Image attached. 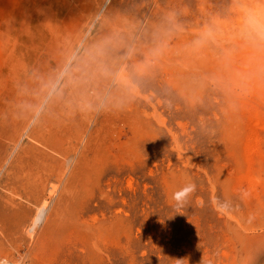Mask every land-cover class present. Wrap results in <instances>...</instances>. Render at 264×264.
<instances>
[{
  "label": "rangeland",
  "instance_id": "1",
  "mask_svg": "<svg viewBox=\"0 0 264 264\" xmlns=\"http://www.w3.org/2000/svg\"><path fill=\"white\" fill-rule=\"evenodd\" d=\"M149 1L0 0V263L264 264V52L241 36L254 0ZM206 25L215 42L196 44ZM109 39L131 87L101 79L103 108L66 90L39 111L69 54ZM11 175H43L45 203Z\"/></svg>",
  "mask_w": 264,
  "mask_h": 264
},
{
  "label": "clouds",
  "instance_id": "2",
  "mask_svg": "<svg viewBox=\"0 0 264 264\" xmlns=\"http://www.w3.org/2000/svg\"><path fill=\"white\" fill-rule=\"evenodd\" d=\"M243 11L242 38L249 43L257 53L264 52V0H254L253 6L241 5ZM216 30L212 26H205L199 40L195 43L202 45L211 40L215 42ZM119 42L106 40L91 47L79 46L69 54L63 67L46 86V96L39 105V111H43L47 102L56 97H62L65 91L79 96V108L81 111L95 112L105 106L106 97L95 92L98 82L111 80L113 86L131 87V82L125 83L126 78H121L118 73L111 70L109 58L119 52ZM164 48V42L159 41L151 50L152 56H159ZM131 49L123 53L130 55ZM258 72H264V64L258 65ZM95 96L96 103L89 97Z\"/></svg>",
  "mask_w": 264,
  "mask_h": 264
},
{
  "label": "bare ground",
  "instance_id": "3",
  "mask_svg": "<svg viewBox=\"0 0 264 264\" xmlns=\"http://www.w3.org/2000/svg\"><path fill=\"white\" fill-rule=\"evenodd\" d=\"M141 1H144V2H148L147 4H149L151 1H149V0H141ZM153 1H155V2H159V0H153ZM146 5V4H145ZM34 106H37V104L36 105H34ZM7 107V106H6ZM35 108V107H34ZM33 109V108H32ZM37 110V109H36ZM38 112V111H37ZM36 112V113H37ZM39 113V112H38ZM40 114V113H39ZM40 117V116H39ZM45 117V116H44ZM43 120V119H42ZM45 120H46V118H45ZM27 121V120H26ZM33 122L35 123V121L33 120ZM44 122V121H43ZM46 123V122H45ZM54 123V122H53ZM36 124V123H35ZM34 124V125H35ZM39 125H41V124H39ZM39 125H37V126H39ZM43 125V124H42ZM37 126H36V128H37ZM34 127V126H33ZM32 127V128H33ZM42 127V126H41ZM66 127V126H65ZM35 128V127H34ZM33 128V129H34ZM38 129V128H37ZM32 130V129H31ZM30 131V130H29ZM36 131H38V130H36ZM33 132H34V130H33ZM31 136V134L29 135V137ZM34 136V135H33ZM35 136H38V133H36L35 134ZM28 137V136H27ZM34 138V137H33ZM32 138V139H33ZM36 138V137H35ZM40 138V137H39ZM35 140V139H34ZM33 140V141H34ZM38 140V139H37ZM40 140V139H39ZM30 148V147H29ZM17 149V148H16ZM32 149V150H31ZM31 151H33V147H31ZM24 151H25V149H23ZM23 150H22V153H23ZM29 150V149H28ZM27 150V151H28ZM36 152H38V151H36ZM24 153H26V152H24ZM23 153V154H24ZM27 154H28V152H27ZM31 154V153H30ZM38 154H40V153H38ZM43 154V153H42ZM33 155H35V154H33ZM33 155H31L33 158L32 159H34L35 158V156H33ZM45 155V154H44ZM18 156V158H19V155H17ZM21 156H23V155H21ZM20 156V157H21ZM25 156V155H24ZM23 156V157H24ZM29 156V155H28ZM30 156V157H31ZM46 156V155H45ZM45 156H44V158H45ZM22 157V158H23ZM38 157H40L41 159L43 158L42 156H38ZM17 158V157H16ZM28 158V157H27ZM39 158V159H40ZM43 158V159H44ZM47 158V157H46ZM45 158V160H47ZM21 159V158H20ZM20 159H18L19 161H20ZM31 159V158H30ZM38 159V158H37ZM38 159V160H39ZM15 160V159H14ZM17 160V159H16ZM15 160V161H16ZM18 160H17V162H18ZM25 160V159H24ZM17 162H15V164L17 163ZM38 162H41V160L40 161H38ZM45 162V161H44ZM47 162H48V160H47ZM46 162V163H47ZM43 163V162H42ZM14 164V165H15ZM44 164V163H43ZM39 165H41V163L39 164ZM49 166V168L51 167L50 165H47V167ZM35 167H37V166H35ZM39 167V166H38ZM14 168V167H13ZM44 169V168H43ZM46 169V168H45ZM52 169V168H51ZM33 170H34V167H33ZM36 170H37V168H36ZM35 170V171H36ZM47 170V169H46ZM49 170V169H48ZM38 171V170H37ZM42 171V170H41ZM43 172V171H42ZM50 172V171H49ZM31 173H33V172H31ZM37 174V173H36ZM31 175H33V174H31ZM45 175V174H44ZM15 177H16V175H14ZM25 176H27V175H25ZM25 176H23L22 175V177H20V178H23V179H20L19 178V176H17L19 179H17V180H19L18 182H17V185H18V189H20V191H22L23 192V194L26 196V198H28V199H36V201H43L44 203H45V199H44V195H43V193H44V191L46 190V186L47 185H45V184H43V179H45V178H43L42 179V177H43V175H42V177L41 176H29V177H25ZM14 177V178H15ZM25 177V178H24ZM10 177H8V179H9ZM7 179V180H8ZM12 179V175H11V178L9 179V181ZM15 179V180H16ZM16 180V181H17ZM16 181H13V179H12V182H14V183H16ZM11 182V181H10ZM50 186V185H49ZM14 187H16V186H14ZM13 187V188H14ZM53 187V186H52ZM12 188V187H11ZM17 188V187H16ZM48 188V187H47ZM11 191H12V189H11ZM14 191H15V189H14ZM19 191V190H18ZM20 191L19 192H17L16 194H18V193H20ZM48 191H51V190H48ZM16 192V191H15ZM15 194V193H14ZM51 195H52V192L50 193ZM19 195V194H18ZM20 196V195H19ZM24 196V197H25ZM46 197V196H45ZM50 201V200H49ZM61 207V206H60ZM58 208V207H57ZM62 208V207H61ZM62 211V210H61ZM43 212H44V205L38 210V213L36 214V216H35V218H34V220H33V223L35 224V223H37L38 221H41L42 220V214H43ZM49 218V217H48ZM50 219V218H49ZM47 223V222H46ZM34 224H32V225H34ZM32 229V227H30V231H32L31 230ZM0 264H4L3 262L2 263H0Z\"/></svg>",
  "mask_w": 264,
  "mask_h": 264
}]
</instances>
